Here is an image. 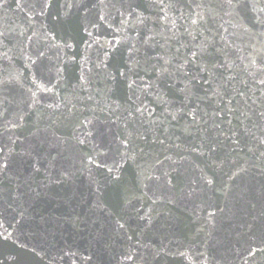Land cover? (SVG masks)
<instances>
[{
  "label": "snow or ice",
  "instance_id": "obj_1",
  "mask_svg": "<svg viewBox=\"0 0 264 264\" xmlns=\"http://www.w3.org/2000/svg\"><path fill=\"white\" fill-rule=\"evenodd\" d=\"M150 6L154 11L146 16L137 11H148L144 0L135 6L120 0L119 7L106 0H36L33 18L46 23L15 35L0 28V205L15 213L5 226L0 211V244H15L33 221V235L48 223L23 207L35 190L14 162L18 166L28 157L33 172L44 168L46 186L71 185L87 172L95 200L87 203L84 219L100 223L115 215L117 231L134 220L144 264H164L172 254L176 224L157 211L159 203L183 201L195 212L211 197L223 216L237 206L246 209L236 226V238L247 244L242 259L264 264V4L152 0ZM109 7L143 25L139 40L94 34L95 18L104 21ZM17 56L26 72L39 67L38 61L55 60L56 84L48 80L51 87L34 90L32 72L26 86L28 77L11 66ZM60 80L69 95L53 91ZM141 96L153 97L154 107ZM5 137L28 147L12 153L2 143ZM37 144L55 156L33 155ZM169 170L175 173L170 179ZM143 198L151 202L147 210L137 206ZM216 218L215 211L198 217L202 226L193 239L183 251L176 248L189 264H220L210 251L219 243ZM19 247L23 258L0 248V264H43L42 244Z\"/></svg>",
  "mask_w": 264,
  "mask_h": 264
},
{
  "label": "water",
  "instance_id": "obj_2",
  "mask_svg": "<svg viewBox=\"0 0 264 264\" xmlns=\"http://www.w3.org/2000/svg\"><path fill=\"white\" fill-rule=\"evenodd\" d=\"M3 2V0H0ZM95 2V0H93ZM109 4H116L119 7L120 0H106ZM145 5L148 6V11L144 12L143 8H138V12H143L144 15H150L154 9L151 8L152 0H144ZM264 4V0H260ZM17 3L21 7H17ZM36 0H6L3 8H0V28L15 35L19 32L25 31L31 24L35 28H39V23L43 21L42 18H33L32 8L35 5ZM127 4L135 6L139 3V0H126ZM106 19L100 21L98 17L95 18L97 27L91 29L94 34L99 33L101 39H111L113 35L119 38L121 36L130 37L135 42L140 37L138 32L143 31V25L140 24L133 17L125 15L123 18L117 13L114 8L105 9ZM170 15H175L170 13ZM251 15V14H250ZM154 19V17H153ZM180 23V21H178ZM71 53L72 50H67ZM64 56V53H61ZM67 58V57H65ZM55 60L49 63L48 60L38 61L39 67L33 68L31 72H26L23 68V59L19 56L14 58L11 62L12 68L17 71L24 72L28 77L29 86L32 79L31 73L34 72L37 80L36 85H31L34 90L39 85H48V80H52V84H56V69ZM8 66L7 63L5 65ZM10 68V70H12ZM66 75V74H65ZM65 84L64 80H60L59 85L53 89L54 92H59L62 95H69L67 92H62V88ZM239 86V85H238ZM167 92V89H164ZM41 97L51 95L50 93H40ZM168 98L167 96L165 97ZM144 103L148 108H153V97L145 98L141 96ZM157 111H159V107ZM103 115V114H101ZM98 127H103V124H98ZM105 131H107L105 129ZM115 126L112 127V132H115ZM111 137L109 136L108 139ZM101 140L104 137L100 138ZM2 143L7 144L8 151L12 153L24 152L28 147L25 143L11 144L5 137ZM51 151V156H55V150L45 149L41 152L40 145L34 146L33 155L40 153L41 156L48 155ZM19 160V157L16 158ZM29 158L25 157L24 161L18 166L14 162V168L22 178L28 180L31 188L35 191L32 193L31 199L24 203L23 207L28 210V213L36 218L38 221L41 216L48 219V223L43 225L42 231L39 234L33 235L35 221L27 224L21 229L19 239L13 244L10 241L0 244V248H3L6 255H16L18 258H23L25 250L19 247L20 244L27 243L30 246L33 244H42L45 252H41V256L44 257L43 264H144L142 257L145 255L144 250L137 244V237L139 230L137 229V223L134 220H130L125 225L124 230H116L115 215L111 220L102 219L100 223H93L92 219L85 220L87 215L86 208L89 201L95 200L92 188L89 185V176L87 172L79 175L74 183L71 185H47L44 168H41L39 173H35L32 170ZM40 165H37L39 167ZM47 165H45L46 167ZM170 171L169 179L174 172ZM147 191V189L145 190ZM139 195V194H137ZM148 196H152V192L148 191ZM155 199V197H152ZM137 206L145 205L151 207V202L147 198H143L137 201ZM217 201L215 197H211L208 204L204 208H197L193 211V206L190 203L183 201H177L172 204H165L160 202L157 211L164 212L169 215L176 227L173 229V244L172 254L168 255L164 260V264H189V260L180 256L176 252V248H180L181 251L188 246V241H191L196 234V228L201 227L199 218L207 216L208 212L215 211L217 218L213 223L215 224V234L219 243L215 245L214 249H210L212 255H214L220 264H244L242 259L247 244L244 238L237 239L236 232L239 230L236 226L242 221L243 216L246 213V209L242 206L232 208L226 216H223L216 207ZM220 207H224L223 201L220 202ZM0 211L5 216V226L7 222L11 221L12 213L7 208V204L0 205ZM234 213V214H233ZM80 216L81 221L77 222L76 217ZM182 222V223H181ZM192 228V231H188V228ZM195 226V227H193ZM9 231L13 232V239H16L17 233L14 228H9ZM136 233V235H133ZM131 236L130 240L128 237ZM185 236L188 240H185ZM158 242V241H157ZM259 243V241H257ZM193 251L198 248V245H192ZM238 250V251H237ZM132 255V259H125L128 254ZM158 259V258H157ZM151 264H157V260H152Z\"/></svg>",
  "mask_w": 264,
  "mask_h": 264
}]
</instances>
